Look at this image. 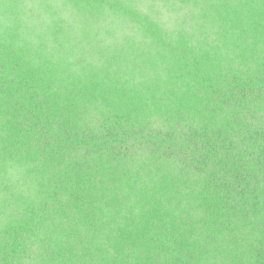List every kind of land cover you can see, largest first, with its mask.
I'll return each instance as SVG.
<instances>
[{
	"label": "trees",
	"instance_id": "1",
	"mask_svg": "<svg viewBox=\"0 0 264 264\" xmlns=\"http://www.w3.org/2000/svg\"><path fill=\"white\" fill-rule=\"evenodd\" d=\"M0 264H264V0H0Z\"/></svg>",
	"mask_w": 264,
	"mask_h": 264
},
{
	"label": "rangeland",
	"instance_id": "2",
	"mask_svg": "<svg viewBox=\"0 0 264 264\" xmlns=\"http://www.w3.org/2000/svg\"><path fill=\"white\" fill-rule=\"evenodd\" d=\"M80 18H81V24L84 25L85 20H87L88 18L86 16H81Z\"/></svg>",
	"mask_w": 264,
	"mask_h": 264
}]
</instances>
